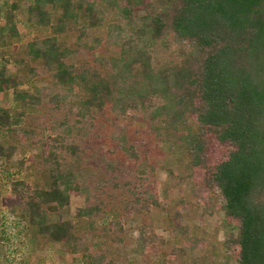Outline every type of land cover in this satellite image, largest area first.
<instances>
[{
    "label": "trees",
    "instance_id": "trees-1",
    "mask_svg": "<svg viewBox=\"0 0 264 264\" xmlns=\"http://www.w3.org/2000/svg\"><path fill=\"white\" fill-rule=\"evenodd\" d=\"M16 1L0 25L2 44L7 34H17ZM26 21L52 31L27 43L25 60L30 76L40 67L52 84L21 91V78H5L0 68V94L12 88L22 108L47 98L51 133L40 128V138L34 139L37 131L29 126L19 140L41 144L34 162L46 170L48 182L46 189L13 182L15 205L26 226L18 229V222H3L4 264H12L17 250L9 237L25 230L71 244L74 251L86 253V264H118L101 252H89L72 223L53 219L47 207L64 206L72 193L84 195L89 206L77 212L88 218L96 236L93 221L102 214L104 201L96 190L91 197L92 189L111 184L121 191L128 211L147 213L163 204L156 196L154 175L148 173H154L153 165L122 174L118 160L76 139L97 118H106L114 150L138 160L128 123L120 122L128 117L144 121L157 137L163 138L161 131L174 132L188 152V176L204 181L205 187H217L224 199L229 225L224 245L236 264H264V0H31ZM100 27H105L102 34L85 41L88 30ZM65 31L77 33L71 46L57 41ZM9 115L0 106V129L17 135ZM16 149L0 142V157L9 159ZM179 228L176 212L173 229ZM101 231L109 236L113 223Z\"/></svg>",
    "mask_w": 264,
    "mask_h": 264
},
{
    "label": "rangeland",
    "instance_id": "rangeland-1",
    "mask_svg": "<svg viewBox=\"0 0 264 264\" xmlns=\"http://www.w3.org/2000/svg\"><path fill=\"white\" fill-rule=\"evenodd\" d=\"M16 0H0V25L6 20V13ZM31 0H17L13 22L17 28L14 36L7 34V42L0 43V68L5 78L18 79L22 82L18 90L32 92L36 87L51 85L49 73L35 67L33 75H29V64L25 62L26 45L36 38L52 35L48 27H32L26 21V7ZM105 27L88 30L84 34L87 42L96 35L102 34ZM4 35L6 31L2 32ZM76 32L65 31L57 35L60 45L71 46L76 41ZM89 57V56H88ZM0 106L9 110L10 128L18 134L0 129V142L17 146L9 159L0 157V231L3 222H18V229L26 226L18 199L11 187L14 181H25L30 185L47 188L48 175L46 170L34 162L41 149L40 143L24 145L19 140L23 128L36 130L34 139L40 138L38 129L51 133L47 121L50 107L46 97H41L40 104L27 103L22 108L13 98V89L0 94ZM62 116L63 111H55ZM43 121H46L43 123ZM189 124L196 129V123L188 115ZM121 123H128V134L135 142L140 153L138 160H129L114 150V142L110 139L112 126L106 118H97L89 131L76 136L78 142H87L100 150V154L117 161L123 167L122 174L142 165H153L155 192L158 200L163 203L151 207L147 213L128 211L124 207L120 190H114L109 183L102 188L90 190L103 199L102 214L94 218L96 236L88 226V218L78 215V209L89 206L82 194L69 195L67 204L62 207L51 204L47 207L55 220L70 221L74 231L83 237L89 252H101L106 260L118 264H236L235 256L226 249L224 242L228 235L229 225L223 214L224 199L217 187H205L204 181L196 176H188L185 166L188 152L175 138L174 132L161 131L163 138L149 132L144 121L126 118ZM85 131V130H83ZM39 133V134H38ZM180 137V136H178ZM112 150V151H111ZM67 157V160H71ZM117 194L116 197H113ZM176 212L179 213L181 228L174 230ZM113 223V231L109 236L101 231L103 226ZM118 224V225H116ZM33 230L32 228H30ZM16 230V226L14 231ZM30 230V231H31ZM12 231V230H11ZM13 231V232H14ZM117 237L120 241L112 240ZM192 238L197 239L193 243ZM10 244L16 247L10 261L12 264H86L82 251H74L71 244L63 241H51L43 235H30L29 230L9 237ZM4 241V242H3ZM5 240L0 238V263L4 264ZM190 245H192L190 247ZM88 253V252H87Z\"/></svg>",
    "mask_w": 264,
    "mask_h": 264
}]
</instances>
